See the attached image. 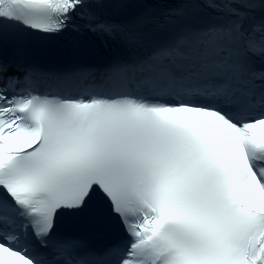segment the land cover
Instances as JSON below:
<instances>
[{
	"label": "snow or ice",
	"instance_id": "snow-or-ice-1",
	"mask_svg": "<svg viewBox=\"0 0 264 264\" xmlns=\"http://www.w3.org/2000/svg\"><path fill=\"white\" fill-rule=\"evenodd\" d=\"M0 264H264V0H0Z\"/></svg>",
	"mask_w": 264,
	"mask_h": 264
}]
</instances>
